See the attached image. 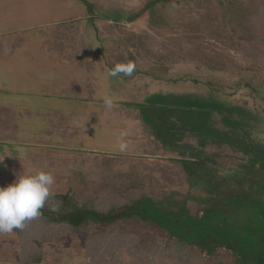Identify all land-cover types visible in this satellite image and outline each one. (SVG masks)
<instances>
[{
	"label": "rangeland",
	"instance_id": "374dc122",
	"mask_svg": "<svg viewBox=\"0 0 264 264\" xmlns=\"http://www.w3.org/2000/svg\"><path fill=\"white\" fill-rule=\"evenodd\" d=\"M152 1L0 0V45L20 46L0 57V175L10 172L12 184L19 175L49 171L54 198L72 192L78 205L102 210L147 196L162 210L218 211L257 244L238 264H264V170L248 169L228 146L201 148L188 136L193 150L181 155L162 140L171 132L162 124L168 95L194 101L210 92L225 106L250 111L254 141L264 147V0ZM133 11L140 13L127 22ZM62 51L66 56L57 58ZM129 62L136 65L131 77L108 76ZM121 139L125 152L117 147ZM215 220L209 227L222 238L225 222ZM143 222L130 221L127 232L136 241L130 249H144L146 257L132 259L121 247L114 263H237L230 243L217 245L212 236L208 250L182 246ZM38 231L0 235V264L105 263L97 260L95 240L65 229L43 242L39 237L49 234Z\"/></svg>",
	"mask_w": 264,
	"mask_h": 264
},
{
	"label": "trees",
	"instance_id": "16d2710c",
	"mask_svg": "<svg viewBox=\"0 0 264 264\" xmlns=\"http://www.w3.org/2000/svg\"><path fill=\"white\" fill-rule=\"evenodd\" d=\"M157 2L159 0H153L150 4L153 7ZM139 13L138 11L131 12L125 18L126 21H133ZM115 19L117 21L120 18L118 16ZM180 95L175 93L168 95L170 113L167 119L163 118L162 124L166 128H170L171 132L170 134L166 133L165 136L162 134V140L168 141L174 150L181 155H185L186 149L193 150V147L185 142L188 136L194 137L201 148L208 145L228 146L245 157V166L248 169L264 170V147L254 141L251 123L254 122L255 118L252 117L247 108L240 107V105L236 107L225 106L223 103L213 100L215 96L210 92H208V96H198L194 101H191L189 97ZM176 111L178 114H175ZM157 133H162V130L158 129ZM191 153L193 154V151ZM54 199L56 205H59L58 211L54 212L51 208L44 207L41 210L42 215L27 222L24 229L18 231V234L30 232L35 236V231L39 229V234L44 235L45 232L43 233L42 230L45 228L49 236L39 238L45 239L43 242H47V240H51L54 232L65 229L72 230L82 234L86 241L95 240L97 248L102 252V257L98 256L97 260L105 262L104 264H116L113 258L117 256L121 247L122 251L130 253L132 259L140 255L146 257L144 249H130L135 245L129 244V241L133 242L134 240L127 232V219H131L130 222L138 218L153 224L160 230L167 232L169 237L175 239L182 246H203L204 248L207 247L208 250L212 236L215 237L214 243L217 245L223 243L225 246L230 243L237 254L236 264L243 255L244 249L253 248L256 244L254 239L246 241L242 232V225L236 226V228L228 227L225 217L216 214L218 211L212 214L213 210H210L197 216L191 215L183 206L175 210H162L147 196L124 206L110 207L105 210L88 203L78 205L72 195L67 193L56 195ZM239 200L242 199L239 197L237 201ZM251 201L254 202L252 199ZM212 217L216 219V222L222 224L225 222L223 226L227 229L226 233L222 234V238L218 237L217 230L209 227ZM92 226L97 227V229L92 231ZM202 232H205V235H202ZM185 236H188L189 241L183 240ZM125 242L129 247L126 244H120ZM134 242L136 243V241ZM109 251L111 260H108L107 257ZM31 256H33L31 257L34 260L33 263L39 262V255L36 260L35 255Z\"/></svg>",
	"mask_w": 264,
	"mask_h": 264
},
{
	"label": "clouds",
	"instance_id": "9594fccd",
	"mask_svg": "<svg viewBox=\"0 0 264 264\" xmlns=\"http://www.w3.org/2000/svg\"><path fill=\"white\" fill-rule=\"evenodd\" d=\"M135 70L136 65L133 62L116 64L108 72V76L118 77L123 74L131 77ZM103 103L109 109L113 107L111 98L105 97ZM125 135L126 133H122V138ZM117 147L120 152H125L128 146L121 139ZM54 184L55 178L51 172L37 170L33 174L19 175L12 184L0 187V235L11 234L14 229L22 231L27 222L41 216V210L55 196ZM58 207L59 205H53L51 210L58 211Z\"/></svg>",
	"mask_w": 264,
	"mask_h": 264
},
{
	"label": "crops",
	"instance_id": "0c3cea01",
	"mask_svg": "<svg viewBox=\"0 0 264 264\" xmlns=\"http://www.w3.org/2000/svg\"><path fill=\"white\" fill-rule=\"evenodd\" d=\"M15 21H16V19H14ZM10 23L11 24H13V22L10 20ZM26 38H28V37H26ZM27 42H29V41H27ZM45 44L44 45H47V47H48V42L46 43V42H44ZM44 45L42 46V48L44 47ZM50 46H53L52 44L50 45L49 44V47H48V49L50 48ZM16 47H20L19 45H15L14 43H12V42H7V44H5V45H3V46H1L0 45V57L1 58H4V56H5V54L3 53V51H10V49H14V48H16ZM54 47V46H53ZM67 49H71V47L70 46H66L65 48H64V45H63V47H62V50H67ZM63 52V53H62ZM61 53L59 52V53H56L55 54V56L57 57V58H59V59H63L65 56H66V54L67 53H65L64 51H62ZM8 53V52H7ZM12 53V51H10V53L9 54H11ZM12 179V177L10 176V172H8V174H6V178H3L2 177V175H0V187H7L8 186V184H9V182H11L10 181V179ZM15 181V180H14ZM72 192H69V193H67V194H71ZM64 194H66V193H64ZM101 194H103V193H101ZM129 220H131V219H127L126 221L128 222L127 223V225L129 224ZM133 221H134V219H133ZM142 221V220H141ZM144 224H146L147 222H143Z\"/></svg>",
	"mask_w": 264,
	"mask_h": 264
}]
</instances>
